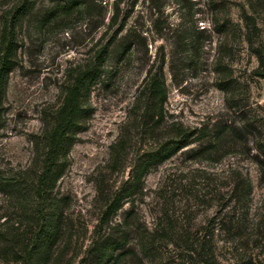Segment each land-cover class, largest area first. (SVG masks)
Wrapping results in <instances>:
<instances>
[{
  "label": "rangeland",
  "instance_id": "374dc122",
  "mask_svg": "<svg viewBox=\"0 0 264 264\" xmlns=\"http://www.w3.org/2000/svg\"><path fill=\"white\" fill-rule=\"evenodd\" d=\"M61 1L29 0L26 17L15 20L20 47L16 67L5 80L0 173L17 177L26 169L39 170L43 130L78 67L89 64L95 51L103 46L115 52L128 37L134 47L105 62L112 79L95 85L87 96L91 113L83 131L77 134V142L69 151L68 167L56 185L69 196L68 212L82 232L86 227L89 234L99 214L97 183L118 184L128 176L138 156L150 149L151 137L138 124L129 131L126 158L118 164L112 162V144L126 130V123L141 121L146 100L142 87L148 73L160 64L166 83L167 120L210 130L214 125L238 123L250 115L264 135V79L255 73L257 62L239 44V35L224 36L212 30V1L220 14L226 13L240 24L244 0H87L88 8L45 21L44 12ZM19 3L21 0H0V26ZM254 14L258 27L254 38L264 46V0L258 2ZM203 27L207 31L199 32ZM223 80L230 86L227 94L218 88ZM246 136L248 140L253 138L251 131ZM188 148L197 149L198 145ZM226 148L225 144L217 153L194 158L190 157V149L183 150L151 169L145 177L144 195L137 201L140 214L152 222L161 202L175 216L192 214L195 223L204 220L214 210L211 193L223 180L214 171L235 161L249 172L253 184L251 216L264 224V182L260 183L257 167L238 145L219 160ZM7 199L0 194V215L12 217L17 224V203ZM227 246L222 245L221 259L224 264H232L240 250ZM257 249L254 251L262 252V258L264 240Z\"/></svg>",
  "mask_w": 264,
  "mask_h": 264
},
{
  "label": "trees",
  "instance_id": "16d2710c",
  "mask_svg": "<svg viewBox=\"0 0 264 264\" xmlns=\"http://www.w3.org/2000/svg\"><path fill=\"white\" fill-rule=\"evenodd\" d=\"M244 1L240 24L228 14H220L216 2L212 1V30L224 36L239 35V44H243L257 62L256 75L264 79V46L254 38L258 33L254 13L260 0ZM28 3L29 0H21L0 26V119L6 76L16 67V52L20 47L16 21L26 17ZM93 5L101 8L96 3ZM88 7L87 0H62L51 4L43 17L45 21H53ZM205 31V27L199 30ZM133 44L124 37L115 52L103 46L95 51L89 64L78 67L76 76L64 90L60 105L51 114L50 124L43 130L39 170L26 169L17 177L0 173V194L8 197L7 200L14 199L19 211L17 224L12 217L0 215V219L5 218L0 223V264H125L131 261L137 264H224L222 245L240 250L232 264H264V255L260 257L263 253L254 251L263 243L264 224L260 218L251 216L253 184L249 172L243 171L235 161L214 171L223 180L211 193L214 210L204 220L195 223L192 214L175 216L161 202L152 222L140 214L137 201L144 195L145 177L151 169L183 150L190 149V157L194 158L212 151L217 153L226 144L220 160L238 145L256 165L260 183L264 182V135L260 134L257 120L245 115L238 123L230 121L214 125L210 130L205 126L192 129L178 121L167 120L163 64L148 73L142 87L146 100L139 116L141 121L134 119L126 123V130L120 132L112 144V162L118 164L126 158L129 131L138 124L151 137L150 149L138 156L128 176L118 184L97 183L100 208L89 234L88 228L82 232L74 224L68 212L70 198L56 185L68 167L69 151L77 142V134L83 131L91 113L88 94L95 85L113 77L112 71L105 69V62L121 57ZM225 47L224 44L222 49ZM218 88L227 94L230 86L223 80ZM248 131L253 134L250 140L246 136ZM194 143L197 149L188 148Z\"/></svg>",
  "mask_w": 264,
  "mask_h": 264
}]
</instances>
